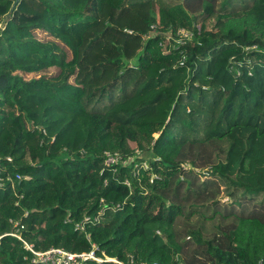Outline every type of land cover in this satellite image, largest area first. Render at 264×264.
Returning <instances> with one entry per match:
<instances>
[{"label":"trees","instance_id":"16d2710c","mask_svg":"<svg viewBox=\"0 0 264 264\" xmlns=\"http://www.w3.org/2000/svg\"><path fill=\"white\" fill-rule=\"evenodd\" d=\"M28 246L264 264V0H0V264Z\"/></svg>","mask_w":264,"mask_h":264},{"label":"built area","instance_id":"2783aa9c","mask_svg":"<svg viewBox=\"0 0 264 264\" xmlns=\"http://www.w3.org/2000/svg\"><path fill=\"white\" fill-rule=\"evenodd\" d=\"M179 33L184 37H190L191 33L186 29L182 28L179 30ZM107 163H115L122 159V156L118 153L112 154L110 152H106ZM18 224V223H17ZM24 226H21L23 228ZM20 239L21 236L16 234ZM32 250L35 255L34 261H41L46 264H85L86 260L89 258H94L101 261V258H97L94 250L90 252H70L63 248H55L52 247L46 251H35L32 247L28 246ZM123 264V263H121Z\"/></svg>","mask_w":264,"mask_h":264},{"label":"rangeland","instance_id":"374dc122","mask_svg":"<svg viewBox=\"0 0 264 264\" xmlns=\"http://www.w3.org/2000/svg\"><path fill=\"white\" fill-rule=\"evenodd\" d=\"M128 160H129V159H128ZM119 161L124 162V163L127 162V160L123 159V157H122V159H120ZM223 202H228V199H227V198H223Z\"/></svg>","mask_w":264,"mask_h":264}]
</instances>
